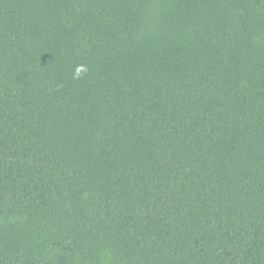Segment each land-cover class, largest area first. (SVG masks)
<instances>
[{
  "label": "trees",
  "instance_id": "trees-1",
  "mask_svg": "<svg viewBox=\"0 0 264 264\" xmlns=\"http://www.w3.org/2000/svg\"><path fill=\"white\" fill-rule=\"evenodd\" d=\"M0 264H264V0H0Z\"/></svg>",
  "mask_w": 264,
  "mask_h": 264
},
{
  "label": "clouds",
  "instance_id": "clouds-1",
  "mask_svg": "<svg viewBox=\"0 0 264 264\" xmlns=\"http://www.w3.org/2000/svg\"><path fill=\"white\" fill-rule=\"evenodd\" d=\"M81 71H84V69L81 67V68H78L77 69V75H79V73L81 72Z\"/></svg>",
  "mask_w": 264,
  "mask_h": 264
}]
</instances>
